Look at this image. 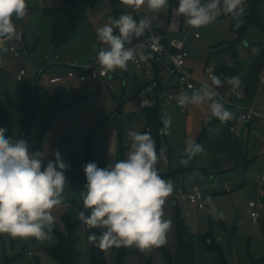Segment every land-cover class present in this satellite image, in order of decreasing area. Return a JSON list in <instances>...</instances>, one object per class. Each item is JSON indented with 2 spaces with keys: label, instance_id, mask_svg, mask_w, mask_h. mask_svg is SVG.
<instances>
[{
  "label": "rangeland",
  "instance_id": "rangeland-1",
  "mask_svg": "<svg viewBox=\"0 0 264 264\" xmlns=\"http://www.w3.org/2000/svg\"><path fill=\"white\" fill-rule=\"evenodd\" d=\"M249 2L244 0L245 13L249 11ZM62 3L63 0H27V15L13 20L20 39L0 43V127L7 129L6 137L26 140L30 152L41 151L45 156L43 162L54 161V153L58 151L63 161L70 162L73 169L79 172H84L83 166L90 162L104 168L109 163L125 159L132 143L129 132L151 131L156 140L159 161L156 167L167 173L172 172L163 177L171 180L174 187L164 205V219L172 221V228L167 233L166 243L151 250L141 251L134 245L105 248L106 263L170 264L164 250L172 258L175 257L178 219H182L193 233L195 264H221V260L228 264H248L263 256L264 200L257 207L256 220L249 214L248 201L264 198V190L259 193L257 180V183H251L249 189H243L239 180L245 168L263 171L264 156L253 166L233 164L224 166L226 169H213L214 179L234 184L231 191L212 188L210 184L213 179L203 172L187 168L178 170L183 166L181 159L186 157L182 155L186 143H196L203 124L210 119L211 101L204 98L202 103L190 107L188 114L176 116L165 128L164 121L170 119L171 115L160 114L158 118L152 108H143L135 98V93L149 77L131 61L127 71L117 69L113 77L80 80L75 76L65 78L63 82H48L49 77L55 74H67L71 69L82 71L79 67H70L68 62L81 66L89 61L95 52L94 46L101 43L97 38V29L106 22L110 23L109 18L131 14L139 21L147 16L152 24L159 22L168 36L178 37L184 36L186 18L178 15L177 7L172 8L170 4L157 13L146 6L134 10L120 3L117 6L123 12L119 13L112 0H99L83 12L73 35L55 48L52 16L47 9ZM258 14L260 23L251 22L241 34L233 31L232 23L238 20L231 15H221L214 23L199 28L200 37L191 35L186 38L189 62L196 70H200L205 63H215V75L221 76L222 81L223 77L236 76L240 72L261 78L264 75V2L258 4ZM34 19H37L35 23ZM11 46L20 53L18 56L10 50ZM37 67L44 68V71L39 73ZM21 68H25L27 73L22 80H18L17 74ZM66 82L69 85L66 86ZM16 85H21V88ZM208 86L214 90L215 99L220 102L217 95L223 94L221 90L213 87L211 79ZM230 87L238 89L232 85ZM198 89H201L198 96L203 97V88L196 87L194 91ZM207 90L211 91L209 88ZM34 93L37 100L29 118ZM215 122L218 124L219 119L216 118ZM216 125L214 134L197 143L202 145L204 151L189 163L203 166L224 156V151L214 150L216 140L213 138L221 141L220 138L225 137L226 141L229 134H236L239 129L234 127L235 130L231 131L221 123ZM220 127L224 128L223 132ZM258 127L257 132L264 134V128ZM244 143H247V137ZM161 148L164 149L163 155L160 154ZM250 178L247 176V181ZM196 185L203 189V208L189 203L186 196L178 191L181 188L188 193ZM82 192L66 181L63 202L52 209L55 217L53 226L65 231L63 216L69 214L78 218L79 212L84 211ZM244 192L245 198L240 201ZM209 198L210 201H207ZM98 231L80 224L78 264H92V243L88 235ZM56 242L53 228L51 239L44 241L0 234V264H63L48 251ZM211 242L217 243L218 249L211 248Z\"/></svg>",
  "mask_w": 264,
  "mask_h": 264
},
{
  "label": "clouds",
  "instance_id": "clouds-1",
  "mask_svg": "<svg viewBox=\"0 0 264 264\" xmlns=\"http://www.w3.org/2000/svg\"><path fill=\"white\" fill-rule=\"evenodd\" d=\"M120 3L134 10L146 6L157 13L169 6V0H120ZM27 9V0H0V40L20 39L13 20L25 17ZM176 11L190 27L199 29L214 23L221 15H231L239 21L244 13V0H178ZM109 19L110 23L97 29V38L107 46L97 50V60L104 72L127 71L130 61L150 59L144 52V41L137 45L132 42L151 33L148 37L151 46L159 44L160 37L151 32V19L144 16L137 21L131 14ZM236 26L239 27V22ZM211 80L214 88L222 82L239 86L238 76H225L222 81L221 76L213 75ZM202 90L203 97L197 94L201 89L191 97L181 92L178 105L202 103L207 98L211 101L212 117L221 122L234 118V113L217 101L212 91L206 86ZM170 123V119L165 120V128ZM6 131L0 127V234L38 241L51 239L55 223L52 209L63 202L68 164L57 151L55 160H49L45 166L41 151L30 152L26 140L6 137ZM128 135L132 143L125 159L104 168L95 162L83 166L86 192L81 193L84 211L79 212L78 219L87 228L99 230L90 232L88 240L101 249L134 245L141 251L151 250L166 243L172 228V221L164 219V205L174 187L157 170L156 140L151 131H130ZM203 151L202 145L188 141L182 153L187 158L180 163L186 166ZM160 154H164L163 148Z\"/></svg>",
  "mask_w": 264,
  "mask_h": 264
},
{
  "label": "built area",
  "instance_id": "built-area-1",
  "mask_svg": "<svg viewBox=\"0 0 264 264\" xmlns=\"http://www.w3.org/2000/svg\"><path fill=\"white\" fill-rule=\"evenodd\" d=\"M206 2V0H202ZM151 32L155 33L160 37L159 44L153 48L151 43L148 41V37L151 33H146L139 40H133L132 44L137 45L140 40L145 42L144 52L150 55V59L132 64L142 73L149 77V80L145 82L135 93V98L139 101L143 108H153L158 106L160 114H167L170 109L174 107L180 108L182 111L187 110V106L182 107L178 105L179 94L186 92L189 94L190 90L196 87L205 86L212 92L214 91L208 86V80L215 75L216 64L207 63L201 75H196L188 61L189 52L186 49V38L193 35L194 37H200L199 29L192 28L187 24L183 37L168 36L165 30L162 28L159 22H155L151 26ZM132 46V45H128ZM106 45L100 43L94 52L92 58L81 66L75 65L72 62H68L70 67H79L82 69L80 72H76L74 69L68 71L67 74H55L49 77V83L63 82L65 78H72L77 76L80 80L95 79L97 77H108L111 72H104L97 60V50L99 48H105ZM11 51H15L14 46L10 47ZM20 53L15 51V55L18 56ZM166 69L168 76L176 77V85L166 91L158 89L157 83L153 81L156 69ZM39 73L44 71V68L37 67ZM27 73L25 68H21L17 74V79L22 80L24 75ZM261 81L264 83V75L261 77ZM241 96L240 92L234 93L231 97L225 98L221 96L223 102L229 105H236L235 99ZM241 109V118L245 121H258L264 127V98L263 102L259 107H253L248 105L238 104ZM247 174L253 175L258 178L259 181H264V171L249 170ZM213 179L210 186L212 188H223L225 191H231L234 188V184L224 183L214 179V175H210ZM179 193L186 195L188 201L192 204L197 205L199 208L204 207V194L201 186H194L193 190L185 193L183 189H178ZM262 199L249 200V214L253 220L258 217L257 207L261 203ZM203 205V207H202Z\"/></svg>",
  "mask_w": 264,
  "mask_h": 264
},
{
  "label": "trees",
  "instance_id": "trees-1",
  "mask_svg": "<svg viewBox=\"0 0 264 264\" xmlns=\"http://www.w3.org/2000/svg\"><path fill=\"white\" fill-rule=\"evenodd\" d=\"M99 0H63V3L59 6L50 7L47 11L52 16L53 21V42L55 48L60 44L67 41L75 32L79 20L83 12L89 7L94 5ZM116 6V11L121 13L123 12L121 8L117 5L120 4V0H112ZM264 2V0H250V8L247 13H245L246 7H244V15L242 18L232 23L233 31L241 34L251 22L260 23L259 14H258V4ZM170 7H178V0H169ZM242 21V22H241ZM239 22V27L237 23ZM4 40H0L2 43ZM161 69H156V74L153 79L157 83L158 89L164 88L162 83ZM36 95L32 96V102L29 112V118L31 117L33 110L36 105ZM152 110L159 111L158 106L152 108ZM206 134L203 133V135ZM68 164V168L65 171L66 181L73 187L75 190H81L86 192L85 184L86 178L84 172H79L73 169L70 162H65ZM46 166V162H43ZM188 169V164L183 165L178 170L182 171ZM159 174L163 178L166 175H169L172 172H161L157 168ZM176 172V171H175ZM83 200V198H82ZM64 225L66 227L65 231L59 230L56 226H53L57 242L48 248L49 253L55 258L59 259L63 264H78L80 257V249L78 244L80 242V220L78 218L72 217L69 214L63 216ZM211 248L218 249L217 243L211 242ZM170 264H195L194 256V246H193V233L187 228L183 223L182 219H178V246L176 255L174 258L170 256L167 250H164ZM91 256L92 264H107L105 258L104 249H101L94 244L91 245ZM221 264H228L225 260H221ZM36 264H40L37 262ZM248 264H264V255L253 259Z\"/></svg>",
  "mask_w": 264,
  "mask_h": 264
},
{
  "label": "crops",
  "instance_id": "crops-1",
  "mask_svg": "<svg viewBox=\"0 0 264 264\" xmlns=\"http://www.w3.org/2000/svg\"><path fill=\"white\" fill-rule=\"evenodd\" d=\"M195 38H198V37H195ZM94 51H95V49H94ZM93 55H94V53H93ZM92 56L90 58H92ZM188 61H189V59H188ZM206 64L207 63H205L204 66ZM190 65H191V67H192V69L196 75L202 74L204 66L200 70H196V68L193 67L192 63H190ZM115 73H116L115 71L111 72L109 77H113L115 75ZM160 73L163 77V79H162V83L164 84V88H162L163 92H166V91L172 89L176 85V77L170 78L168 76L167 70L164 68L161 69ZM236 76L239 77L238 89L231 88L229 84L222 82V85L218 88L221 90V92L223 94L217 95L220 102L224 105V107L226 109H228L229 111L234 113V118L231 120H228L226 122H221L219 120V123L217 124L215 122L216 118L210 116L209 121L207 123L203 124V128L198 135V140H197L196 144L200 143L202 140L207 138L210 134H214L215 130H216L215 129L216 124L219 126V124L221 123L223 126L229 127L228 130H231V131H234L235 130L234 127H237L239 129V131L236 134H233V133L229 134L228 135L229 138H226V141H225V137L220 138L221 141H217V139L215 137L213 138L214 141L216 140L214 150L224 151V153H223L224 156L221 157L220 159L216 158V159L212 160L211 163H209L207 165H203V166H196L195 164H192L189 162L187 163L189 166V168H188L189 170H195V171L203 172L210 179H212L210 177V175L211 174L214 175L213 169H216V167H220L221 169H226L224 166H229V165H233V164H236L237 166H245L246 164L253 166L258 162V159H260L262 156H264V134L259 133L256 130L259 128L258 126H260V127H263V126L256 120H253V121L243 120L241 118V109L238 106V104H241V105L259 107L262 104L263 98H264V83L261 81L260 77L253 78V77H251L250 74L245 75L242 72H240ZM65 85L66 86L69 85V82H66ZM194 89L190 90V92L188 94L189 97L192 96ZM236 92L241 93V96L239 98L235 99L236 105H229V104H226L225 102L222 101L221 96H224L225 98H229ZM195 105H196V103L194 104V103L189 102L187 104V110L186 111H182L180 108L174 107V108L170 109V111L167 113V115H171V116H169V118H170V121H173L174 118L176 116H179L180 114H182V115L188 114L189 108L194 107ZM153 111L156 112V115L159 118L160 112L156 111V110H153ZM151 115L153 116L154 113L153 114L151 113ZM161 122H162V119L158 122L159 126L161 125ZM227 124H230V126L229 125L227 126ZM220 128H221V131L223 132L224 128L223 127H220ZM147 130H150V127H147ZM205 131H206V134L203 135V133H205ZM245 137H247V143L246 144L244 143ZM219 145H222V146L218 147ZM216 147H218V148H216ZM184 159H186V157ZM247 171H249V169L245 168L244 175L241 176V178L239 180V181H242L241 186L243 187V189H249L251 183L252 182L257 183L255 181V180H257L258 184H259L258 191H259V193H261L264 190V181L261 182V181H259L258 178L254 177L253 175L247 174ZM254 171H258V170H254ZM161 172H166V171H161ZM259 172H262V171H259ZM247 176L251 177L249 179L250 182L247 181ZM178 183H180V181H178ZM192 190H193V188H192ZM192 190H190V191H192ZM242 195H243V200H244L245 192ZM261 199H262L261 202H263L264 198H261Z\"/></svg>",
  "mask_w": 264,
  "mask_h": 264
},
{
  "label": "water",
  "instance_id": "water-1",
  "mask_svg": "<svg viewBox=\"0 0 264 264\" xmlns=\"http://www.w3.org/2000/svg\"><path fill=\"white\" fill-rule=\"evenodd\" d=\"M37 21V19H34L33 22L35 23ZM97 46L98 45H95L94 46V49L96 50L97 49ZM54 53L51 54V56H53ZM18 88H21V85H16ZM120 130H122L121 128V123H120ZM240 200L242 201L243 200V195L240 197Z\"/></svg>",
  "mask_w": 264,
  "mask_h": 264
}]
</instances>
